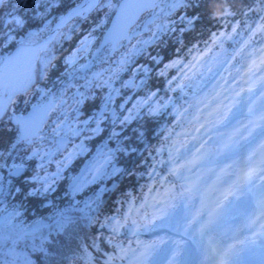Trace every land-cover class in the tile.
Instances as JSON below:
<instances>
[{
  "label": "trees",
  "instance_id": "1",
  "mask_svg": "<svg viewBox=\"0 0 264 264\" xmlns=\"http://www.w3.org/2000/svg\"><path fill=\"white\" fill-rule=\"evenodd\" d=\"M160 8H164L167 14L156 16L145 32L128 41L123 40L117 50L103 53L110 65L114 66L112 61H119L129 48L136 46L131 66L128 67V77L133 79V71L138 69L134 79L140 86L129 90L132 99L128 103L131 106L136 98L137 101L143 100L146 103L137 110L135 119L130 123L125 126L116 125V130L120 133L121 147L126 146L128 151H118V170L113 174L110 166L107 170L109 175L96 184L100 185V196H97V192L94 193L95 187L92 186L88 190L91 193L88 198L82 193L83 199L77 203L78 194L67 189L68 181L77 172L76 166L62 170L59 177L53 169L47 174L34 170L29 164L32 158L19 159L26 162L29 168L19 178H12L13 189H39L45 178L52 186L50 192L41 193L36 198L17 195L14 191L12 195L5 197L3 204L6 209L14 208L18 213L16 219L22 221L24 227H29L39 218H52L57 211L72 206L79 207L78 213L82 215H73L75 222L66 229L57 233H54L56 230H51L47 238H43V252L33 249L29 251L28 258L32 264H116L112 262L120 258L123 245H127V250L136 246L127 231L118 227L127 226L131 220L142 222L155 217L156 213L150 202L165 204L164 202L176 200L179 193H184L185 189L176 184L174 176L167 171V166L173 160L170 159L173 157L171 150L184 143L185 138L180 132L187 133L195 125L199 126L200 121L211 117L208 113H201V110L193 111L196 105L192 94L213 79V71H209L210 65L202 69V57L199 60L200 65L192 70H186L187 65L195 57L202 56L206 49L208 56L219 49L222 52L221 57L227 58L232 66L241 65L245 50L250 49V54L255 58L261 45H264V0H190L186 5H177L175 8H171V0H165ZM113 10L107 4L93 9L83 19V30L91 28L92 19L95 22L93 35L98 40ZM155 11L159 13L160 9ZM181 17H184L183 21ZM141 19L140 16L138 21ZM189 20L192 21L191 24L188 23ZM158 25H163L164 28H158ZM11 49L0 46V55H5ZM71 50V47H66L61 53L62 59H51L54 67L45 74V79L37 82L39 91L37 88H30L18 97L10 98V111L5 114L8 116L11 112L24 110L26 105L34 102L40 91H50L51 95H55L65 91V86H68L67 91L71 90L69 97L77 91L84 92L85 89L80 87L82 80L68 76L71 65H66V59L63 58L72 54ZM82 60L84 59L77 58L76 62ZM177 61L179 63L175 67H166ZM229 68L231 66L226 67L225 71ZM186 76L192 79H186ZM120 79L122 77L116 80ZM88 92L91 96L96 94L95 89ZM98 102L99 99L92 101L93 105L90 106L87 100L83 106L90 107V111H85V114H90ZM189 104L193 107H189ZM152 109L158 111L153 114ZM122 111L119 110L121 119ZM195 115L200 117L199 123L191 117ZM5 119L8 120V117ZM6 120H0V152L5 153L6 163L12 165L18 161L16 148H13L17 131ZM109 125L111 127L113 124L110 122ZM83 143L84 147L90 146L89 139H83ZM113 146L117 147V142ZM9 153L11 154L8 155ZM6 171L7 169L3 170L4 175ZM32 177L40 179L33 180ZM25 178L27 183H24ZM37 239L26 240L23 246L27 244L39 248ZM21 248L19 246L16 252L26 255L20 252ZM124 259L128 260L127 257Z\"/></svg>",
  "mask_w": 264,
  "mask_h": 264
},
{
  "label": "snow or ice",
  "instance_id": "2",
  "mask_svg": "<svg viewBox=\"0 0 264 264\" xmlns=\"http://www.w3.org/2000/svg\"><path fill=\"white\" fill-rule=\"evenodd\" d=\"M7 2L8 0H0V6H3ZM164 2L165 0H116V3L114 4L113 0H88L87 8L78 5L70 11L67 17L68 20L72 19L73 16H83L85 12H90L95 8L107 4L109 8L117 9V21L115 22L113 29H111L105 37L100 48L97 50L94 60L78 65L76 63L78 54L87 49L90 35L85 36L81 41L80 46L65 60L66 65L72 66V78L83 80V84L80 85V87L85 89V91H77L73 93L67 101L61 99L60 105L63 119L58 118L56 127L52 130V148L47 150L44 156L41 157L43 161L46 158L52 157L56 152H67L64 159L58 162L57 176L59 175L60 168L66 167L67 164L71 162L74 155H79L85 151L83 141H81L80 144H73L72 150L68 151L67 145L71 143L70 138L80 137L82 133H88L84 139H92L103 131L101 124L106 119L110 118L111 123L114 126L109 139L117 141L116 151H128L126 146L121 147L122 142L119 140L120 133L115 130V125L119 124L124 126L130 123L131 120L135 119V116L132 115L133 112L142 107L146 101H136V103L132 105V108L127 109L129 114L123 116L122 119L119 118L116 110L112 109L110 106L115 102V98L121 95L120 88L114 87L113 84L115 80L119 78V73L127 70V65L131 63L132 56L135 54L136 46L133 45L119 61L114 62L115 67L110 65L108 68L97 72H92L91 69L97 60L101 63L106 62L103 55L104 52L117 50L122 40L129 39L128 33L134 31V29L138 27L136 21L141 13H148L153 16L167 14L164 8H160V4ZM189 2L190 0H171V8H175L177 5L184 6ZM24 3L27 4L28 0H24ZM57 4L58 0H30L31 8L36 10L37 16L41 17L43 16V13L39 10L42 7L45 9H51L57 6ZM158 8L160 9L159 13L155 11ZM225 15H227V13H225ZM183 20L184 17H181V21ZM7 23L22 27L24 21L18 16H10ZM66 23L67 20L62 18L61 24ZM188 23L191 24L192 21L189 20ZM158 28L163 29L164 26L158 25ZM57 33L60 34L59 25ZM4 40H7L9 44L13 42L10 38V34L9 36H4L3 39H0V44H3ZM34 44L35 42L31 39L21 41L20 47L14 55H0V93L7 94V92L10 91L12 94H15V92L27 91L32 87H36L38 91L40 90L37 81L45 79V74L51 67H54V65L51 64L50 57L45 56L43 59L41 58L40 52L35 48ZM245 47H247V45H245ZM249 55L251 56V54ZM258 61L259 62L257 63L256 60H253L247 65L246 73L250 78L255 77L257 73L261 74L257 88H259L261 84H264V49L259 50ZM178 63V61L173 62L166 67H175ZM188 67L189 69L194 68L195 64L189 65ZM136 71H138V69ZM136 71H133V79L122 82V88L128 89L140 86L135 83L134 78ZM144 71L147 72V69H144ZM237 71L239 72V69ZM186 79L191 80L192 77L186 76ZM232 82L235 83V78H233ZM169 83H171V81ZM244 83L247 84L248 80H245ZM141 84H143V81H141ZM227 85H229V80L224 79L223 83L217 85V87L223 88L224 92H227ZM67 87L68 86H65V91H67ZM105 87L108 89V92L102 99V105L99 111H94L87 117V119L80 120L79 116L81 115V107L87 100L93 98L88 90ZM247 91L253 93L256 92L257 89L248 88ZM242 94L243 93H237L238 96ZM45 95H50V91L45 93ZM152 95H155V93H152ZM216 95L219 96L221 93H217ZM258 95L264 96V90H260ZM224 98L227 99V96ZM128 99H125L124 103L119 105L121 110H124L125 104L128 103ZM215 99L216 97L214 96L213 100ZM199 103H202V101L198 102V104ZM189 107H193V105L189 104ZM204 107L207 108L208 105L205 104ZM5 108L6 106L3 103H0V116L3 115ZM53 108L54 105L51 101L47 104L34 105L32 116L22 125L19 140L26 144H33L37 139H41L42 128L49 112L53 110ZM69 111L75 113V116H70L68 114ZM151 111L155 114L158 109H152ZM184 111L187 112V109H184ZM199 111L200 109L197 105V112ZM253 111L254 109H249V112ZM259 111L264 113V107H261ZM229 112H231L230 109ZM216 113H219V106L216 108ZM209 115L211 116L213 113L210 112ZM199 119L200 117L198 115L193 116V120L196 123H199ZM260 119L264 120V115H261ZM230 122V116L223 115L214 127L217 129L227 127ZM92 124H94L95 127H91ZM251 127V122L248 125H244L241 129L236 130L235 136L224 137L223 134H221L220 140L214 142L220 144L221 141H226L222 143V151H220L219 154L226 156L229 153H232L235 150L234 146L239 145L241 141H246L248 136L252 135V132L249 131V128ZM255 127L260 128V134L264 136V125L257 124ZM202 129L205 133L208 131L205 124H200L199 127L194 129V133H201ZM245 132H248V136H245ZM210 140V136L205 140L201 139V136L193 134L191 141H195L196 143L190 142L191 147H189L188 144L181 146L191 159L183 164H179L173 170L172 175H177L181 170L187 168L188 172L193 173L194 179L190 177H184V179L190 180L193 187H195L198 182L203 181L205 179L204 176H197L195 174L199 172L202 167L206 166V163L209 160L213 159V154L205 151V145H207ZM13 147L15 146L13 145ZM176 151L179 153L180 149H176ZM10 154L11 153L8 155ZM33 155H40V153L38 151L33 152ZM114 155V151L107 148V145L98 149L96 156L90 162L89 166L79 177L73 179L71 185L72 192H80L90 183L104 179L105 176L109 175L106 169L111 165ZM255 155L256 154L253 153V156ZM228 167L230 169L231 165ZM4 169H7V176L3 174ZM22 171V164L13 163L12 165H8L6 163L5 153L0 152V204H3L5 197L12 195L13 191L17 195L36 198L40 196L41 193L47 194L52 190V186L48 183L47 178L44 179L41 188L36 190L26 191L20 187L13 189L12 178H19ZM116 171L115 168L112 169L113 174H115ZM208 173L209 179L215 177L214 185L217 191L224 188L225 185H227V188L225 191L221 192L223 198L222 201L218 200L213 212L209 213L211 218L205 224L200 226L201 234H204L216 223V217H222L226 214L230 210L234 201L243 202L244 200H248L252 204V211L249 218L250 223L248 225L252 238L237 240L230 246L224 248L223 259L220 261V264H264V160H261L257 165H248L241 170L239 175L223 168L220 169V174H217L215 170L211 168L208 169ZM233 177L235 178L233 179ZM32 179L39 180L40 178L32 177ZM24 183H27L26 178ZM191 190L192 188L186 189V191ZM253 190H255V192ZM2 211L3 210L0 209V264H32V261L27 255L16 252V246L29 239L35 240L38 235L42 238L44 229H66L75 222V217L72 213L77 211V209L75 206H72L68 209L57 211L52 217V223L45 224L43 221H36L28 228H24L23 226L14 223V220L18 215L17 212L13 211L4 215L2 214ZM195 222V220L192 221V223ZM189 227H191V224H189ZM257 228L259 229L258 231ZM6 245H10V247L7 248V251H5ZM33 251L43 252L44 249L42 246L37 248L33 245ZM143 255L146 256L147 254L145 253ZM6 256L8 259H5Z\"/></svg>",
  "mask_w": 264,
  "mask_h": 264
},
{
  "label": "rangeland",
  "instance_id": "3",
  "mask_svg": "<svg viewBox=\"0 0 264 264\" xmlns=\"http://www.w3.org/2000/svg\"><path fill=\"white\" fill-rule=\"evenodd\" d=\"M97 49L98 46L97 44H95L94 47L90 48L89 53L93 54ZM260 49H264V45H261ZM206 50L203 52L202 56L198 58L195 57L194 60L187 65L186 70L193 69H189V65L195 64V67L200 65L199 60H201L202 57V69H204L207 65H210V68L208 69L209 71H213V79L207 82L205 85L207 88H205L204 86L198 92L192 94L193 102L196 105V109H193L194 112L197 111L198 105L199 109L203 111L201 113H204V115L206 113L209 114L210 112L213 113L211 117L207 118L204 121H200V124H205L208 131L205 133L202 129L201 133H194V129L200 126L195 125L192 131L187 132V134H182V132H180L181 136H184L183 138H185L182 145L188 144L189 147H191V143H196L195 141H191V137L193 134L199 135L201 136V139L205 140L208 139L209 136L211 137L209 143L205 145V151L211 152L213 154V159L209 160L206 163V166L202 167L199 172L195 174L197 176H204L205 179L198 182L195 187L192 186V183L189 180V186L190 188H192V190L186 191L185 189L184 193L178 194L176 200L164 202L165 204H162L160 202H150L151 206L155 209V217H150L148 220H144L142 222L131 220L127 224V226H119V229H125L127 231L128 236L131 237L132 243L136 244V246L131 247L132 249L130 250L126 249L127 245H123L122 248L120 247V250H122V252L120 253V258L116 260V262H119V264H125L121 262H123L124 258L126 257L129 258V263L127 264H171L167 261L169 247L172 244H178L179 239H192L194 242H199L200 233L196 231L198 225L196 223H192V221L203 219L204 213L207 214L206 211L210 210L209 208L211 206H215L218 200L222 201L223 199L221 196V192L226 190L227 185L217 191L214 185L215 177H212L211 179L208 178V169L211 168L215 170L217 174H220V169L223 168L225 170L233 172L236 175H239L241 170L243 169L240 164L243 163L242 159L244 153H237L238 145L234 146L235 150L232 153H229L225 156L219 154L220 151H222V143L225 141H221L220 144L214 142L220 140L221 134H223L224 137L235 136L236 130L241 129L244 125H248L250 122L252 123V127L256 128L255 125H257V123L253 124L256 119L252 117V112L246 114L243 111L246 107L248 108L249 106L247 102L248 98L253 94H258L260 90H264V84H261L259 88H257L261 76L260 73H257L255 77L251 78L246 75L247 65H249L253 60H256L257 63L259 62V51L257 57L255 56V58H253L252 55H249L251 50H245V53L242 55V64L232 66L227 58L221 57V50H216L211 56H208V54H206ZM51 52V48L47 47L46 49L40 51V56L42 59L45 56L49 57ZM241 54L242 53H239V55ZM88 57L89 55L87 56V58ZM87 60L90 61L89 59ZM230 66L231 68H229L228 71H225L226 67ZM238 69L239 72L237 71ZM233 78H235V83L232 82ZM224 79L229 80V85L226 86L228 88L227 92H224L223 88L217 87V85L223 83ZM245 80H248L247 84L244 83ZM248 88L257 89V91L249 93L247 91ZM217 93H221V95L217 96ZM237 93L243 94L238 96ZM6 95L7 94L0 93V98H3L2 103L6 106L5 111L1 117L7 116V114L5 113L7 111H10V107H8L9 98L4 100V96ZM214 96L216 97L215 100H213ZM225 96H227V99L224 98ZM258 98V104L264 102V96L258 95ZM201 101L202 103L198 104V102ZM205 104L208 105L207 108L204 107ZM217 106H219V113H216ZM229 109L231 110V112H229ZM177 113H179V111ZM223 115L230 116L231 122L229 126L219 129L215 128L214 125L218 123ZM191 117L193 118V116ZM247 133L248 132H245V135ZM252 143L253 142H251V144ZM182 145L172 148L173 151L171 154L173 155V161L171 162L169 167L167 166V171L170 175L177 165L181 164L182 162L185 163L187 160L191 159V157L181 147ZM176 149H180V152L177 153ZM87 164H90V162ZM87 164L83 169H86L88 167ZM229 165H231L230 169L228 167ZM173 176L176 179V184L182 187L184 185L183 182L186 181L184 177H190L194 179L193 173L188 172L187 168L181 170L179 174ZM234 178L235 177H233V179ZM203 191L205 193L204 199H202L199 195ZM243 206V202L234 201L231 205L230 210L226 214H224L222 217L215 218L216 223L209 230L212 231L213 236L217 238L221 244H224L226 242L229 232L236 224V222L240 221L241 219H245L246 215L240 218L238 216L239 212L243 210ZM77 213L78 211H75L72 213V215L82 216L81 214ZM2 214H4V212H2ZM247 220V218L244 220L245 225L247 223ZM36 221H43V223L45 224H50L52 223V218H39L34 222ZM34 222L31 225H33ZM14 223L23 226L22 221H19L17 219L14 220ZM189 224H191V227H189ZM57 231L60 230H56L54 231V233H57ZM49 233H51V229H44L42 238L38 235V247H41L45 244L43 238H47ZM40 238L42 240H39ZM23 242L16 246V251H18L19 246H22L20 252H24L27 256H30L29 251L33 249V245L26 244L25 246H23ZM8 247H10V245L5 246V251H7ZM126 252H128V255H126ZM145 253L147 254L146 256L143 255ZM5 259H8V257L6 256Z\"/></svg>",
  "mask_w": 264,
  "mask_h": 264
},
{
  "label": "flooded vegetation",
  "instance_id": "4",
  "mask_svg": "<svg viewBox=\"0 0 264 264\" xmlns=\"http://www.w3.org/2000/svg\"><path fill=\"white\" fill-rule=\"evenodd\" d=\"M79 1L80 0H58L57 6L51 8V9H45L42 7L39 10L40 12L43 13V16L41 17V16H37L36 10L31 8L30 0H28L27 4L24 3V0H8V2L6 4H4L3 6H0V34H2V35H0V39H3L4 36H9V34H10V38L13 40V42L11 44H9L7 40H4L3 44H0V46L12 48L11 50H13L15 48L20 47L21 41H26L29 39L33 40L34 42L39 41L40 39H42L43 37H45L48 34V32L57 23V21L60 19V17L62 15H64V13H66L72 6L76 5ZM90 12H92V11H90ZM90 12L87 13L85 16H79V17L73 16L72 19L68 20L66 24H63L62 26L59 27V33L60 34L57 33V30L55 31V33L52 35L51 39L47 42V44L45 46L46 48L49 47L52 50V52L49 56L51 59H62L61 53L66 47H71L72 48L71 53H73L80 46L81 41L84 39V37L89 36V35H90V39L88 41L87 49L84 52L79 53L77 56V58H81L84 60H82L79 63L78 62H76V63H77V65L83 64V63L89 62L87 59H89L90 61L95 59V54L97 53V50L100 48V46L98 45L99 39L95 40V36L93 35V31L95 28V22L93 23V20L91 19V21H92L91 28L90 29L87 28L85 30H83V28H82L83 19L86 16H88L90 14ZM10 16L20 17L24 21L23 26L17 27L15 24L7 23ZM144 16L145 15H143V17ZM143 17H142V19H143ZM87 19L90 20V18H87ZM142 19L140 21H137L138 25L140 24ZM142 40L143 39H140V41H142ZM95 44H97L98 49L93 54H90L89 50L91 47H94ZM58 48H59V50H57ZM129 49H128V51H129ZM9 52H7V53H9ZM88 55H89V57L87 58ZM70 56H71V54L69 56H66L63 59H66ZM96 63H98V65L95 66L93 64V67L91 69L92 72L101 71L102 69L108 68L110 65L108 59H106L105 63H101L99 60H97ZM112 63H114V61H112ZM129 65H127V70L119 73V77H122V79L115 80V82L113 84L114 87L120 88L121 95L117 96L115 98V102L110 107L112 109L116 110L120 119H121V115H120L121 112H119V110L121 111V109H120L119 105L121 103H124L125 99H128V98L132 99V97L129 96V90H131L132 88L125 89V88L121 87V84L123 81L130 79V77H128ZM113 67H115V64ZM71 75H72V66H71L70 70L68 69V76H71ZM124 77H126V79H124ZM82 82H83V80H82ZM35 88L36 87H32L31 90H34ZM95 90H96V94L93 95V98L89 99L88 101L90 103V106L93 105L92 101H98V99H99V102L97 105H94V109H92V112L90 114L89 113L85 114V111L86 112L90 111V107H88L87 105L82 106L80 109V111H81V115L79 116L80 120L87 119V117L89 115H91L93 113V111H99V109L102 105V99L108 92V89L106 87L105 88H95ZM70 91H63V92H61L59 94H55V95H51V93H50V95H45L44 91H40L38 96L34 100V102L30 103L29 105H26L27 107L24 110L18 112L20 114H23L26 111V109L32 104H41L43 102L49 103L51 101L54 105V108H53L54 110H51L49 112L48 119L46 120V122L42 128V133H41L42 138L37 139L36 142L33 144H26V143L19 140L18 129H17L16 125L13 124L10 120L5 119V117H7V116H3L0 118V120H2V121L6 120L10 125H13L17 131V136H16L15 144H14L15 147H13V148H16L15 155L18 159V161L15 162V164H22L23 165V172L21 173L20 176H22L26 173V170H25L26 168H29L28 164L26 162H24L23 160H19L23 157L32 158L30 160L29 164L34 167V170H39L40 172L42 171L43 174H47L50 172V169H53L55 171V173H57L58 162H60L64 159V157L67 155V152H56L52 157L46 158L43 161H42L41 157L44 156V154L47 150L52 148V144H53L52 130L56 127V124L58 122V118L63 119V116L61 114L62 110H61L60 101H61V99L67 100V98L69 97L68 94ZM23 92L24 91H20L16 97H18V95L22 94ZM100 95L103 97H100ZM97 96H98V99L95 100V98H97ZM130 99H128V101H130ZM136 101H137V98L134 99L131 106H130V103L125 104V108L122 111V116L129 114L127 109L132 108V105L134 103H136ZM52 113H53V115H52ZM136 113H137V111L133 112L132 115L136 116ZM68 114L70 116H75V113H73L71 111H69ZM110 122H111L110 118L103 121L101 124L103 131L99 135L94 136L92 139H89L90 146H88V147L86 146L85 151L83 153H81L79 155H74L71 162L68 163L66 167L60 168L59 172H61L62 170H65V169H69V167L76 166L77 171H80V173H79V176H80L85 170V169H83L85 167V165L87 163L91 162L93 160V158L96 156L97 150L102 148L105 145H107V148L112 149L115 153L114 158L112 159L110 166H112V168H115L116 170H118L119 165L117 164V160H118L120 153L118 151H116L117 147L113 146L114 143H116L117 141L109 139V136L111 135V132L113 131V127H114L113 125H111V127H110V125H109ZM91 127H95V125L92 124ZM115 130H116V125H115ZM124 131L125 130H123V132ZM87 135H88V133H85L84 135L81 134L80 137H71L70 138L71 143H69L67 145L68 151L72 150L73 144H80L81 141H83L84 137ZM37 151L40 153V155H33V152H37ZM87 166H89V164H87ZM107 170H108V168L106 169V171ZM58 176L61 177V175H58ZM99 181H103V179L96 180L95 182L90 183L89 185L85 186L83 188V190H81L80 192H77L78 201L83 199L82 193H84L85 198L86 197L88 198V194H91L88 192V190L92 186L95 187L94 193L97 192L98 193L97 196H98L99 195L98 191H99L100 185L98 186L96 184ZM67 189H70V191H72L71 186H69ZM77 203H80V201ZM75 208L77 209V211L80 210L79 207L75 206ZM0 209H3L2 212H4V215H7V213L15 211L14 208L6 209L5 204H0Z\"/></svg>",
  "mask_w": 264,
  "mask_h": 264
},
{
  "label": "bare ground",
  "instance_id": "5",
  "mask_svg": "<svg viewBox=\"0 0 264 264\" xmlns=\"http://www.w3.org/2000/svg\"><path fill=\"white\" fill-rule=\"evenodd\" d=\"M258 94H253L248 98V108L246 107L243 111L244 113L248 114L249 109H254L255 112H258L260 115H264V113L260 112L259 109L261 107H264V102L261 104H258ZM3 98H0V102L2 103ZM257 108V109H255ZM257 121V120H256ZM253 122V124L257 123L260 125H264V120H258L257 122ZM263 122V124H262ZM249 131L252 132L251 136H248V133L245 136H248L246 142H240L237 148V153H243L245 152V155L250 159V164L253 162H261V160H264V136H262L261 129L260 128H249ZM226 142V141H225ZM251 142H253L251 144ZM173 149L171 150L172 153ZM253 153L256 155L253 156ZM249 155V156H248ZM172 159V157L170 158ZM242 164L240 166L246 168L248 166V161L245 157L242 159ZM204 195L201 194V198L204 199ZM244 206L243 210L239 212L238 216L243 217L248 215V217L251 215L252 208L248 202V200L243 201ZM216 205L212 208V211L215 209ZM212 213V212H210ZM245 217V218H246ZM211 217L208 214H204L203 219L196 220V224L198 227H200L202 224H205ZM245 219H241L240 221H237L236 224L233 226L231 231L229 232L227 241L225 242V246H230L232 243L236 242L237 240H245L248 238L249 234V228L244 224ZM198 230V229H197ZM196 230V231H197ZM148 239V238H147ZM146 239V240H147ZM167 261L171 264H218V258L213 256L212 253L208 252L204 248V243L202 241L200 242H194L192 239L190 240H183L179 239L178 244H172L169 247L168 250V259Z\"/></svg>",
  "mask_w": 264,
  "mask_h": 264
},
{
  "label": "water",
  "instance_id": "6",
  "mask_svg": "<svg viewBox=\"0 0 264 264\" xmlns=\"http://www.w3.org/2000/svg\"><path fill=\"white\" fill-rule=\"evenodd\" d=\"M78 5H82L84 8H87L88 7V0H80L76 5L72 6L66 13H64V15H62L60 17V19L57 21V23L52 27V29L48 32V34L43 37L42 39H40L39 41L35 42L34 46L35 48L40 52L42 49H44V47L46 46L47 42L51 39L52 35L55 33V31L57 30L58 28V25L59 27L62 26L63 24H61V20L62 18L67 20V17L70 13V11L75 8L76 6ZM87 13L89 12H85L83 16H85ZM143 15H146V13H141L139 15L140 16H143ZM156 18V16H153L151 14H148L146 15L143 20L141 21V24L138 28L134 29V31H130L128 33L129 35V39L132 38V37H135L137 36L138 34H140L141 32H143L144 30H146L147 28V25L149 23H151L154 19ZM139 19V18H138ZM137 19V20H138ZM117 21V9L114 8V11L112 12L110 18H109V21L106 25V27L104 28L102 34H101V37H100V40H99V46L104 42L105 40V37L108 35L109 31L111 29H113V26L115 24V22ZM129 39H125V40H129ZM19 48V47H18ZM18 48H15L13 49L10 53H8L6 56L8 55H14L17 51ZM20 92V91H18ZM18 92H15L18 93ZM15 94H12L11 92L8 93L7 97H10V96H13ZM41 104H47V102H43ZM34 105H38V104H32L30 105L26 111L23 113V114H18V113H13L10 115V121L15 124L17 126V129H18V138L21 134V131H22V125L24 122H27L29 120V118L32 116V113H33V106ZM48 119V116L46 118V120ZM23 172V171H22ZM79 173L80 172H76L72 177L71 179L68 181L67 183V187L71 186L72 185V182H73V179L75 177H78L79 176Z\"/></svg>",
  "mask_w": 264,
  "mask_h": 264
}]
</instances>
